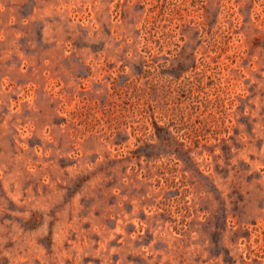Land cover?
Masks as SVG:
<instances>
[{"label":"rangeland","instance_id":"rangeland-1","mask_svg":"<svg viewBox=\"0 0 264 264\" xmlns=\"http://www.w3.org/2000/svg\"><path fill=\"white\" fill-rule=\"evenodd\" d=\"M0 264H264V0H0Z\"/></svg>","mask_w":264,"mask_h":264}]
</instances>
